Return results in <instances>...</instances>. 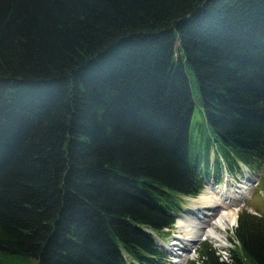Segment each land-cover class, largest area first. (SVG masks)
<instances>
[{"label":"trees","instance_id":"obj_1","mask_svg":"<svg viewBox=\"0 0 264 264\" xmlns=\"http://www.w3.org/2000/svg\"><path fill=\"white\" fill-rule=\"evenodd\" d=\"M263 162L264 0H0V264H165L183 197ZM232 241L198 264H264V215Z\"/></svg>","mask_w":264,"mask_h":264},{"label":"rangeland","instance_id":"obj_2","mask_svg":"<svg viewBox=\"0 0 264 264\" xmlns=\"http://www.w3.org/2000/svg\"><path fill=\"white\" fill-rule=\"evenodd\" d=\"M176 56L178 57L177 52H176ZM186 71L189 77V84L194 99V108L192 111L191 122H190V145H189L190 157L192 161L196 160L197 162L202 163V166L204 165V167L208 166L205 164L206 162H208L209 170L207 169H203V170L209 174L215 173V171L218 172V167L220 164L225 165V162L223 161L222 158V149L220 148V152H217L216 149L213 150V142L207 140L209 131L206 124V119L202 111V102L200 98L198 82L195 75L193 74L192 70L189 67H186ZM206 147H208L207 152H206ZM236 170L238 171L231 173L223 167L218 173L217 181L214 180V178L216 179L215 176L210 175L209 181L204 185L202 189V191L213 190L212 192H214L216 197L220 196V194L217 193L216 191L224 192V190L227 191L229 195L233 196L236 195L237 192H239L238 189L239 187L237 186L241 185L243 182H246L245 181L246 178L248 179L251 178L252 180L251 182H253L254 184L252 186L251 182L248 181L247 193H244L243 196H239V198H237V200L234 203L235 206H231L233 208L236 207L234 209V211L237 212L236 220L230 228L226 229L225 231H222L224 239L222 241H217V243L207 238L198 239L196 243L189 242L187 245L188 251L183 252V250H179L177 244H172L175 243V240L176 241L178 240L175 237L180 236L182 239L185 238L184 232L180 230V228L176 226V224H174L171 228L165 229L164 230L165 233L162 236L153 234L158 240L157 245L158 244L162 245V246L158 245V247L161 250L168 253L167 260L169 259L170 261L165 260L164 261L165 263L198 264L199 251L201 250L200 248H202V245L204 243H207L212 247L216 248L217 252L221 253L223 255V258H226L228 255L227 249L234 247V242L232 241V239H233L234 229L238 224L239 214L243 211H249L256 215H264V162L262 163L261 168H255L249 170L247 169L246 166L240 165L239 168H236ZM202 191H200L194 197L193 196L183 197L182 213L185 212V210L188 209L189 207L197 208L201 205V203L197 202L195 199L199 197L198 195ZM221 199L223 200V201H219L221 204L228 205L227 200H224L223 197ZM184 216H188V214L186 213V215L184 214ZM208 224L209 225L212 224V221H209ZM169 245L174 246L175 250L169 248ZM165 247L168 248L169 252L166 250ZM178 251L183 252L185 254V257L181 258L180 262L174 263L171 261L172 259L175 261L176 259L180 258L179 255H175L176 256L175 257L173 254ZM27 264H32V262H29Z\"/></svg>","mask_w":264,"mask_h":264},{"label":"bare ground","instance_id":"obj_3","mask_svg":"<svg viewBox=\"0 0 264 264\" xmlns=\"http://www.w3.org/2000/svg\"><path fill=\"white\" fill-rule=\"evenodd\" d=\"M245 181L246 182H243L241 185L237 186L239 187V192H235L236 195L233 196L229 195L227 191L224 190V192L216 191L220 194L219 197H216L214 192H212L213 190H205L198 195L199 197L197 199L193 198L197 202L201 203V205L197 208L194 207L188 209L186 211L188 216H184L183 214V216L178 219L176 226H178L180 230L184 232L185 238L182 239L180 236L175 237L178 240H175V243L172 244H177L179 250L187 252L188 243L192 242L194 239L207 238L215 241V243H217V241H222L224 239L222 231L230 228L236 220L237 212L234 211L236 207L233 208L231 206H235L234 203L237 198H239V196H243L244 193H247V184L250 180L246 179ZM222 197L224 200L228 201V205H224L219 202L223 201L221 199ZM209 221H212V224L209 225ZM169 248L175 250L174 246L169 245ZM183 252L178 251L173 253L174 256L179 255L180 257L176 260L180 261L181 258L185 257Z\"/></svg>","mask_w":264,"mask_h":264},{"label":"water","instance_id":"obj_4","mask_svg":"<svg viewBox=\"0 0 264 264\" xmlns=\"http://www.w3.org/2000/svg\"><path fill=\"white\" fill-rule=\"evenodd\" d=\"M198 241V239H194V240H192V242L191 243H196ZM162 246V245H161Z\"/></svg>","mask_w":264,"mask_h":264}]
</instances>
